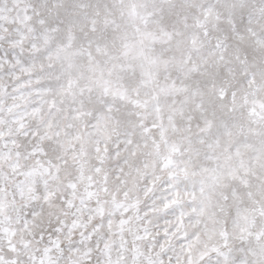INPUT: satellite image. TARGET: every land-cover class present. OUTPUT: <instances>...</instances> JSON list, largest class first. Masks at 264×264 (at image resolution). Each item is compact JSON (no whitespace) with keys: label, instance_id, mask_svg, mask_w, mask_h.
<instances>
[{"label":"snow or ice","instance_id":"6c2138e0","mask_svg":"<svg viewBox=\"0 0 264 264\" xmlns=\"http://www.w3.org/2000/svg\"><path fill=\"white\" fill-rule=\"evenodd\" d=\"M0 264H264V0H0Z\"/></svg>","mask_w":264,"mask_h":264}]
</instances>
